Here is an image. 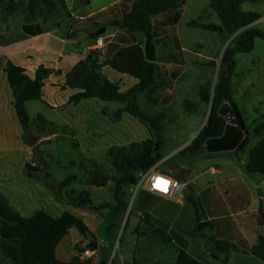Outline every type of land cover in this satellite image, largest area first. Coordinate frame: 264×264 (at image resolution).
Here are the masks:
<instances>
[{
    "label": "rangeland",
    "instance_id": "1",
    "mask_svg": "<svg viewBox=\"0 0 264 264\" xmlns=\"http://www.w3.org/2000/svg\"><path fill=\"white\" fill-rule=\"evenodd\" d=\"M29 1L16 0L15 7H9L7 0L0 3V34H14L22 28V23L25 22L29 11ZM66 2L67 6L58 2L56 10L51 9L46 12L43 11L48 7L45 5L46 8L39 10L36 19L43 20L47 24L68 25L70 30H73L75 27L71 25L72 19L69 21L67 10L77 14L91 13L92 17L89 18L93 26L91 31L107 26L108 30L101 35L107 43L112 39H110L112 31L118 29L116 34L121 30L120 26L118 28L113 26L118 22L113 20L122 15L119 8L112 11L116 0H91L89 4H86L85 0H67ZM108 8H111L112 18L111 16L101 17L103 11ZM241 9L257 12L262 16L251 25L231 32L212 31L189 25V22L193 20L204 24H222L218 12L210 6V0H187L186 6L181 10V19L178 24L172 22L176 14L175 10L152 18L151 39L157 55V59L153 61L158 66L157 85L141 93L137 102L145 115L156 121L154 139L147 125L128 111L122 113L121 120L112 119L108 111L115 112L124 108L126 103L123 102L95 98L82 101L77 106L69 104L53 108L42 101H30L27 105L32 119L30 131L37 143L32 144L29 141L28 132L24 131L23 145L30 151L27 163H36L33 166L39 169L38 175L50 180L48 183L54 189L67 176L76 174L78 179L67 188V191H71V196L85 187L84 182L89 172L95 169L104 171L111 176L112 180L104 190L94 192V199L97 202L111 200V184L119 176L113 170L110 153L119 149L137 151L143 143L150 140L159 142L161 146V157L150 169L168 173L172 177L187 178L205 170L211 171L212 167L223 169L226 174L231 172L233 167L237 172L247 171L249 151L260 139V136L253 135V131L264 122L263 37L255 38L254 47L250 51L236 53L237 66L231 82L234 101L248 127L246 129L248 132L245 134L249 139L248 145L242 150L210 152L205 143L199 154L187 151L207 124L212 103L204 101L201 93L208 87L212 96L214 95L220 78L224 53L228 48L236 45L237 40L247 29L253 27L264 29V0L255 3L246 2ZM62 30L67 31L68 28L64 27ZM76 33L81 42L91 38L86 30ZM135 37L145 47L148 35L136 33ZM107 71L112 80L114 77L110 74L111 71L121 75L120 78L117 77V83L122 92L128 91L137 83V80L129 74L120 73L111 67ZM50 89L49 87L46 93L48 97L52 95ZM57 97L60 102H69L68 92L58 91ZM228 105L232 107L231 103ZM1 108L5 112V124L10 125L11 131L4 138L0 135V145L18 148L21 139L16 124L12 121L10 108L6 105ZM262 134L264 137V131ZM21 153L18 150L16 154L21 155ZM206 177H203L195 188L198 189L201 182H205ZM186 190L189 195L193 194L188 186ZM262 193L264 195V186ZM141 195H143L142 189H139L132 202V196H130V205L134 207L130 224L134 214L138 212L137 208L140 205L137 199H140ZM60 202L62 201L57 203ZM105 223L107 225V222ZM199 227L203 229L202 226L199 225ZM73 231L80 232L77 227H74ZM260 231L264 233V228ZM94 235L95 238L88 237L89 242L99 243V240L105 236V225L94 231ZM117 236L118 242L122 234L119 233ZM170 238L172 239L171 236ZM123 239L124 236L122 241ZM108 244L106 242L100 248L98 246V249L89 248L90 251L97 250L91 255L98 254L99 260L102 261L103 249ZM234 264H263V262L259 259L255 262L239 259V262Z\"/></svg>",
    "mask_w": 264,
    "mask_h": 264
},
{
    "label": "trees",
    "instance_id": "2",
    "mask_svg": "<svg viewBox=\"0 0 264 264\" xmlns=\"http://www.w3.org/2000/svg\"><path fill=\"white\" fill-rule=\"evenodd\" d=\"M4 1L0 0V3ZM90 1L85 0V3L89 4ZM258 1L262 0H210V6L218 12L222 24H204L193 20L189 22V25L218 32L234 31L251 25L262 16L260 13L241 9V6L246 2L255 3ZM58 2L67 6L66 0H30L22 33L8 38L6 35L0 34V42H10L14 38H27L54 30L56 27L53 24H46L44 21L43 23L34 22V19L37 18L39 10L46 8V6H48L47 9L43 10L45 12L51 9L56 10ZM186 2L187 0H120L115 4L112 11L119 8L122 15L113 21L118 20L120 22L121 30L112 37L104 50H91L85 58L79 60L67 72L63 88L77 90L70 97V103L78 105L83 100L90 98L126 103L124 108L112 113L108 111L112 119L119 121L122 119V113L128 111L147 125L154 139L156 121L153 118H148L140 109L137 98L141 93L149 91L157 85L158 66L155 62L146 59L145 49L135 35L136 33H145L152 37V18L171 10L176 11L172 22L178 24L181 19V10L186 6ZM7 4L9 7H15L16 0H7ZM110 10L111 8L104 10L101 17L111 16L112 18ZM66 14L69 21L72 19L71 25L75 27L73 32L80 30L92 32L93 26L89 18L73 16L69 10L66 11ZM73 32L70 33V37H72ZM256 37L264 38V29L260 27L247 29L237 40L236 45L228 48L224 53L220 78L214 95L212 96L208 87L204 88L201 93L204 101L212 103L207 124L187 148L188 152L199 154L208 139L223 135L227 121L219 113V109L226 102L232 104V110L237 114L238 125L245 130L248 129L245 125V119L234 101L231 82L237 66L236 53L250 51L254 47ZM105 66H109L120 73L131 75L137 80V83L128 91L122 92L120 85L105 74ZM4 70L14 92V106L18 118L24 131L28 132L32 126V119L27 108L28 102L42 101L46 103L44 87L52 74H61V71L40 64L32 77L25 67L11 60L7 61ZM263 131L264 122L255 127L253 131V135L260 136V139L249 151L247 171L264 177ZM248 143V136H245L236 150L245 149ZM160 149L159 142L150 140L143 143L137 151L119 149L110 153L113 170L119 174L112 188L114 198L112 202L96 204L90 191L85 187L79 193L71 196V191H67V188L78 179L76 174L67 176L56 189L47 182L57 201H64L95 211L105 219L107 222L106 237L109 243L103 249L102 261L105 263L117 264V259H111V254L117 242V231L121 228L124 216L130 209L129 191L138 182L140 174L148 171L161 157ZM26 167L27 175L30 178L38 176L39 169L33 166L31 162L27 163ZM110 180H112L110 175L95 169L87 174L84 183L85 186L105 187L109 185ZM188 200L194 206L199 226L204 216L203 204L195 194H190ZM257 222L264 226V209L262 207L257 214ZM126 226L127 223L119 239L120 242H122ZM73 227H77L86 239L89 236L96 237L85 221L69 210H65L60 216H54L45 209H40L33 216H24L15 210L8 199L0 193V249L6 257L16 264H90V259H83L81 256L88 250L82 244L76 246L80 254L74 256L72 260L62 261L57 257V248L60 242ZM215 243L220 251L241 250V247L226 239H217ZM242 250L250 252L264 262V234L258 235L253 246L242 247ZM173 264L205 263L187 251L180 250L177 260Z\"/></svg>",
    "mask_w": 264,
    "mask_h": 264
},
{
    "label": "crops",
    "instance_id": "3",
    "mask_svg": "<svg viewBox=\"0 0 264 264\" xmlns=\"http://www.w3.org/2000/svg\"><path fill=\"white\" fill-rule=\"evenodd\" d=\"M119 1L116 0L114 4ZM72 14L80 18L92 17L91 13L72 12ZM34 22L43 23V20ZM23 24L22 28L14 34H5L6 37L21 34ZM119 24L116 22L113 26L118 28ZM53 25H56V28L49 32L27 38H14L10 42H0V78L2 77V82H0V135L4 138L11 131L10 125L5 124V112L1 108L6 105L10 108L12 121L16 124L21 139L18 148L0 145V193L8 199L15 210L24 216H33L40 209H45L54 216H60L69 209L83 219L93 233L105 225V236L99 240L100 248L108 242L105 219L99 213L86 208L73 204L65 205L64 201L58 204L53 190L48 186L47 182L50 180L41 175L35 178L27 175L26 165L30 151L26 150L23 145L24 129L19 123L20 120L14 106V92L4 70L8 60L25 67L32 77L40 64L57 71L60 70L61 74H52L44 87L45 104L53 108L72 104L70 97L77 90L63 88L66 74L79 60L88 55L94 47L95 40L90 38L81 42L78 35H75L68 25L54 23ZM64 27L68 30H62ZM117 30L111 32L110 39ZM72 32L73 35L70 37ZM108 68L109 66H105L104 72L110 77ZM110 74L114 77L113 80L111 79L114 82H117V77H121L114 71ZM49 87L52 95L48 97L46 93ZM58 91L68 92V103L60 102L57 97ZM91 99L95 98L85 100ZM18 150L22 152L21 155L16 154ZM223 171V169L212 167L211 171L205 170L187 178L174 177L182 184L175 197L152 193L146 185H143L140 188L143 195L137 199L140 205L137 208L138 212L134 214L132 224H130V217L134 210V207L130 205L122 226L117 231V235L122 234L121 231L125 227L123 224L127 223L124 239L122 242H116L111 259L116 258L117 264H173L177 260L179 251L185 250L205 264H234L239 262V259L255 262L258 258L242 250V247L253 246L258 235L264 234L260 231L264 227L257 222L260 207L264 209L262 193L264 177L246 170L237 172L234 167L227 174ZM205 176H207L205 182H201L198 189L195 188V185ZM113 186L114 182L111 184L109 202L114 200ZM187 186L191 193L198 192L197 195L203 204L204 216L201 222L208 224L202 225V230L198 226L194 206L188 200ZM85 189L90 191L96 204L106 203V201L97 202L94 199V192H101L105 187L89 185L85 186ZM73 230L74 227L70 229L69 234L62 239L57 248V257L62 261H70L79 254L76 248L78 244L86 246L89 243V240L80 232L75 233ZM127 233L131 236L128 237ZM217 239L229 240L241 247V250L220 251L215 243ZM93 252L97 250L90 251L88 248L81 256L83 259H90V264H101L102 261L99 260L98 254L91 255ZM0 264L16 263L6 257L0 249ZM105 264H111V262Z\"/></svg>",
    "mask_w": 264,
    "mask_h": 264
},
{
    "label": "water",
    "instance_id": "4",
    "mask_svg": "<svg viewBox=\"0 0 264 264\" xmlns=\"http://www.w3.org/2000/svg\"><path fill=\"white\" fill-rule=\"evenodd\" d=\"M118 23H120L118 21ZM107 31V26H102L96 31L89 33V36L92 39L102 35ZM77 34L76 32L74 33ZM145 55L146 59L150 62H153L157 59L156 48L152 42L151 36H148V39L145 44ZM219 113L225 117L227 125L225 127L224 133L220 137L210 138L206 141V148L210 152L225 151V150H234L236 149L241 141L244 139L245 134L248 132L238 125L237 114L230 108L228 102L224 103L220 109ZM29 141L32 144H36L37 140L33 137L30 129L28 130ZM208 224L207 222H201L200 226ZM98 242H89L86 244L87 248L98 249ZM101 264H105L102 262Z\"/></svg>",
    "mask_w": 264,
    "mask_h": 264
},
{
    "label": "built area",
    "instance_id": "5",
    "mask_svg": "<svg viewBox=\"0 0 264 264\" xmlns=\"http://www.w3.org/2000/svg\"><path fill=\"white\" fill-rule=\"evenodd\" d=\"M94 40H95V44H94V47L92 49H102V48H105L107 45V42L105 41L104 37L101 35L96 37ZM31 163L33 165H36V163H34V162H31ZM157 177L167 179L170 182H172V184H170L168 192H163L161 190L154 188V180ZM173 184L175 186H172ZM143 185H146V188L150 192L161 195V196H165V197H175L178 194V192L182 186V184L177 179H175L174 177H172L168 173L158 171V170H154V169H150V170L142 173L139 177L138 182L133 187H131V189L129 191L130 196H132L131 202L133 201V199L135 198L139 189Z\"/></svg>",
    "mask_w": 264,
    "mask_h": 264
},
{
    "label": "clouds",
    "instance_id": "6",
    "mask_svg": "<svg viewBox=\"0 0 264 264\" xmlns=\"http://www.w3.org/2000/svg\"><path fill=\"white\" fill-rule=\"evenodd\" d=\"M170 184H172V182H170L167 179H163V178L157 177L154 180V188L158 189V190H161L163 192H168L169 191ZM172 186H175V185L173 184Z\"/></svg>",
    "mask_w": 264,
    "mask_h": 264
}]
</instances>
